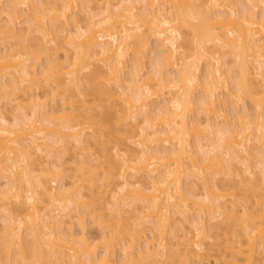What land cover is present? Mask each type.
Masks as SVG:
<instances>
[{
    "label": "bare ground",
    "instance_id": "6f19581e",
    "mask_svg": "<svg viewBox=\"0 0 264 264\" xmlns=\"http://www.w3.org/2000/svg\"><path fill=\"white\" fill-rule=\"evenodd\" d=\"M44 1L0 0V57L13 67L0 75V264H264V0ZM55 38L65 59L50 55ZM195 104L204 120L189 119ZM108 122L113 154L90 153L107 150ZM220 173L243 198L216 186ZM132 206L139 219L123 220Z\"/></svg>",
    "mask_w": 264,
    "mask_h": 264
},
{
    "label": "rangeland",
    "instance_id": "374dc122",
    "mask_svg": "<svg viewBox=\"0 0 264 264\" xmlns=\"http://www.w3.org/2000/svg\"><path fill=\"white\" fill-rule=\"evenodd\" d=\"M82 1V0H81ZM84 1V0H83ZM102 2H104L103 0H101ZM108 1V0H107ZM110 1H113V0H110ZM8 1H6L5 3H4V7H2L3 9L6 7V5L8 4L7 3ZM42 2H45L44 0H42ZM84 2H86V0L84 1ZM141 3V2H140ZM139 4V3H138ZM140 6V7H139ZM138 6V8L140 9L141 7L143 8V6H142V3L140 4ZM100 7H105V5H102V6H100ZM141 8V9H142ZM6 9V8H5ZM102 9V8H101ZM98 10H100V9H98ZM262 10V9H261ZM259 11H260V9H259ZM30 12L31 11H25V14H24V18H26L29 14H30ZM260 12H262V11H260ZM29 16H31V15H29ZM28 16V17H29ZM1 17H5L6 18V14L4 13L3 15H1ZM78 17L80 18V17H85V15H84V12L81 10V11H79L78 12ZM30 18V17H29ZM29 18H27V19H29ZM23 23V22H22ZM21 23V24H22ZM20 24V25H21ZM87 23H85V21L82 23V25H83V27L86 25ZM19 25V24H18ZM17 25V26H18ZM19 25V26H20ZM19 26H18V28H19ZM87 26H85V28H86ZM72 28V27H71ZM64 32H62V33H56L55 35L53 34L52 36H56L57 34L59 35V36H56V37H59V39H61V37H64V36H62V34H63ZM66 34V33H65ZM0 37H1V35H0ZM65 37H66V35H65ZM64 37V38H65ZM58 39V38H57ZM13 40H14V38H13ZM13 40H11V41H13ZM55 40H56V38H55ZM64 40H66V39H64ZM63 40V38H62V41H63V43L64 42H66V41H64ZM1 41V40H0ZM16 40H14V42H15ZM57 41V43L56 42H53V43H55L54 44V46H52V48L53 47H55V49L53 48L52 49V51L50 52L51 54L50 55H52V57L54 58V57H57V59H59L60 58V60L61 59H65V45H66V43L63 45L64 46V48H62V45H61V43L62 42H58L59 40H56ZM69 41V40H68ZM9 42H10V40H9ZM10 43H12V42H10ZM37 42L35 41V40H31L30 42H28V44H27V47H29V46H34V44H36ZM52 43V44H53ZM0 44L2 45V43L0 42ZM51 44V45H52ZM59 44H60V46H59ZM67 44H69V43H67ZM57 45V46H56ZM39 46V45H38ZM67 47H68V45H66ZM70 46V45H69ZM36 47V46H35ZM33 48V47H31V49H35L36 51H37V47L36 48ZM71 47V46H70ZM153 47H154V43H152V45H151V49H148V51H146V56H145V61H144V63H143V69H144V71L143 72H148V71H150V69H151V65H152V63H154L155 61V59H153V55L155 54L154 52H153ZM3 47H1L0 46V52H2L1 51V49H2ZM40 48V47H39ZM51 48V47H50ZM70 49V48H69ZM68 49V50H69ZM41 50V49H40ZM66 51H67V49H66ZM10 54V53H9ZM0 56H1V53H0ZM4 56V55H3ZM44 56V55H43ZM1 58V57H0ZM3 58H1V60H0V75L3 73V72H6L7 70H10L11 68H12V71H13V67H9L8 68V66L7 67H5V61H4V59L2 60ZM127 62H126V69L124 70V73L125 72H128V71H130L129 69H131V64L133 63L132 62V60H131V58L130 57H127ZM229 60H231V59H229ZM63 61V60H62ZM230 62V61H229ZM7 63V62H6ZM8 64V63H7ZM210 64L212 65L213 64V62H209V64H207V63H203V65L201 66V71H200V75H201V77H203V75L204 74H206V72H207V70H208V68H209V66H210ZM130 65V66H129ZM209 65V66H208ZM12 66V65H11ZM230 66L232 67V70H233V73L235 72V71H237L238 70V68L236 67V65L235 64H233V63H230ZM40 68H41V66H40ZM38 69H39V67H38ZM11 71V72H12ZM14 72H15V70H14ZM123 73V74H124ZM232 73V74H233ZM5 74V73H4ZM8 74V75H7ZM7 74H6V76H7V78H8V80H9V78L11 79L12 77H9V75L11 74H9V72L7 71ZM128 74V73H127ZM231 74V75H232ZM3 75V74H2ZM12 75V74H11ZM15 75V74H14ZM83 75V74H82ZM125 75H126V73L123 75V78L125 77ZM233 75H235V74H233ZM229 76V75H228ZM82 77V76H81ZM126 77H127V75H126ZM230 77V76H229ZM232 77V76H231ZM84 78V77H83ZM7 80V79H6ZM7 80V83H10L9 81ZM84 80V79H83ZM86 80V79H85ZM84 82V81H83ZM87 82V81H86ZM85 82V83H86ZM82 83V82H81ZM85 83H83V84H85ZM88 84V83H87ZM27 85V84H26ZM82 86H86V85H82ZM86 88H87V86H86ZM31 90H33V89H31ZM30 90V91H31ZM202 91L201 90V88H199L198 89V94L200 93V91ZM232 90V89H231ZM28 91H29V89H28ZM28 91H26L27 93H28ZM30 91H29V93H30ZM32 92V91H31ZM224 93V92H223ZM197 94V92L195 93V95L197 96L198 95ZM224 97H227V95H223ZM14 97V96H13ZM89 97H92V96H89ZM11 98H12V96H11ZM60 97H58L57 99H59ZM90 99V98H89ZM194 100H196L197 101V98L196 99H194ZM103 101H105V99L103 100ZM93 102L94 101H92L91 100V102L87 105V106H90V105H93ZM97 103L99 104L100 103V101H98L97 100ZM102 104L104 103V102H101ZM105 103H107V102H105ZM196 103V102H195ZM79 104V103H78ZM197 104H198V102H197ZM197 104H195V106H193V111H191L189 114H188V117H189V119L190 120H194V118H198L199 116H200V106H198ZM240 104H245L247 107L246 108H248V111H249V113L250 112H253V110H254V108H253V105L250 103V102H248V101H246V102H240ZM104 105V104H103ZM102 105V106H103ZM49 106V105H48ZM79 106H80V104H79ZM108 106H109V104H108ZM16 107V106H15ZM50 107H51V103H50ZM50 107H48V108H50ZM93 107V106H92ZM92 107H90L91 109H92ZM95 107V106H94ZM106 106L104 105V107L103 108H105ZM109 107H113V106H111V104H110V106ZM96 108V107H95ZM95 108H93L94 110H95ZM108 108V107H107ZM31 109V108H30ZM29 109V110H30ZM92 109V111H94ZM100 109V108H99ZM109 109V108H108ZM107 109V112L109 111ZM26 111H27V109H25ZM28 110V111H29ZM24 111V110H23ZM25 111V112H26ZM27 111V112H28ZM31 111V110H30ZM29 111V112H30ZM96 111V110H95ZM101 111H102V109H101ZM100 111V112H101ZM104 111H106V110H104ZM110 111H111V109H110ZM24 112V113H25ZM99 112V111H98ZM103 112V111H102ZM31 113V112H30ZM94 113H96V112H94ZM98 114V113H97ZM30 115V114H29ZM198 115V116H197ZM225 116L226 115H223L222 116V114L221 115H219V117L217 118H214L215 116H212V120H213V122L214 123H219V124H221L222 125V122L224 121V119H225ZM98 117L99 118H101V119H105L106 120V117L105 116H99L98 115ZM200 117H203V116H200ZM198 118V119H203L204 120V118ZM13 118V119H12ZM196 118V119H197ZM7 119L9 120V122L10 123H12L11 121L12 120H14V117H12L11 116V118H10V116L9 115H7ZM98 119V118H97ZM100 119V120H101ZM230 119L232 120V123L233 124H235V119H233L231 116H230ZM113 123L114 122H111V123H109L108 122V124L107 125H105L104 126V129L102 128L101 129V131L99 132L98 131V133H99V135L101 134V140H103V141H105V140H110V141H108V144H107V146L105 147L107 150H103V146L102 145H91V147H89V149H90V153L91 152H93V153H102V154H113V149H112V147H113V145L114 144H112V142H111V140H113L114 138H115V135L117 136L118 135V133L116 132V128H115V126H113ZM204 125H205V123H204ZM204 125H202L201 126V130H203V132H205V133H203V134H206V129H204ZM224 125V124H223ZM101 127H103V126H101ZM94 129V128H93ZM95 130V129H94ZM98 130V129H97ZM87 132V134L85 133L84 135H85V137H88L89 136V134L90 135H92L90 132H91V130H89V131H86ZM92 132H93V130H92ZM95 132H97V131H95ZM95 132H93V133H95ZM192 132V131H191ZM116 133V134H115ZM196 134V133H195ZM194 134V132H193V134H191L192 136H190V138H191V143H192V145L195 143V141H194V143H193V140H196V137L194 136L195 135ZM89 137H91V136H89ZM92 142H90V144H91ZM195 145V144H194ZM193 145V146H194ZM193 146H191L192 148L191 149H193L194 147ZM104 148V149H105ZM79 151V150H78ZM88 151V150H87ZM87 151H85V152H87ZM71 152H72V150H71ZM71 152H69V153H71ZM75 152H76V150H75ZM81 152H83V151H81ZM80 152V153H81ZM76 153H79V152H76ZM90 153H87L88 155H90ZM71 154H73V153H71ZM87 154L85 153V156H87ZM81 155H82V153H81ZM106 155H104L103 157H105ZM109 156V155H108ZM107 156V157H108ZM72 157V156H71ZM71 157H69V159L71 158ZM65 159V158H64ZM68 158H66V160H67ZM212 164H213V169L214 170H219V163L217 164V162H211ZM211 164V165H212ZM66 165H67V163H66ZM203 165V164H202ZM66 167V166H65ZM73 167V166H72ZM71 171V170H70ZM74 172V171H73ZM72 172V173H73ZM131 172V171H130ZM129 172V173H130ZM117 178H119V176L117 175ZM116 178V179H117ZM118 181L120 180V179H117ZM135 178H132L131 179V181H133V183L135 182ZM69 181H72V180H69ZM68 180H67V182H69ZM114 181H115V179H114ZM186 181V180H185ZM2 181H0V183H1ZM120 183H121V180L119 181ZM215 183H216V186H221L220 188H222L223 190H221L222 192H224V191H227V193L228 194H230V193H233V192H235L236 194L238 193V196H240L241 195V191H242V189L238 186V187H236L235 185H234V182H233V180H231L230 178H227L225 175H223L222 173H220L219 174V176H218V180H216L215 181ZM2 184V183H1ZM0 184V185H1ZM4 184V183H3ZM2 184V185H3ZM61 184V183H60ZM116 184H118L117 182H115V184H114V186H117ZM100 185V184H99ZM147 185V184H146ZM184 185V188L185 187H187V185H186V182L183 184ZM101 187L102 188H105L103 185H101ZM113 186H111V188H112ZM118 187V186H117ZM202 186H200L199 185V187H198V189L196 190V194H197V196H199V198H203L204 196H203V194H204V192H205V194H206V191H204V189L203 188H201ZM255 189H257L258 191H259V189H260V185L258 184V183H255ZM101 188V189H102ZM113 189H116L117 190V188L115 187H113ZM254 189V188H253ZM130 195H129V198H128V201L130 200V201H133L134 200V202L135 201H137V205H139V207H141L142 205H143V201H141V200H138L140 197H137V198H135L136 197V193H135V191L133 190V188H132V191H131V193H129ZM204 194V195H205ZM240 194V195H239ZM137 196H140V195H137ZM203 196V197H202ZM242 196V195H241ZM142 198V197H141ZM140 198V199H141ZM242 198H243V196H242ZM135 199H137V200H135ZM226 200H232V197L231 196H227L226 197ZM239 204V203H238ZM264 204V203H263ZM262 204V205H263ZM240 206V205H239ZM241 207L242 206H240L239 208H238V205H237V208L240 210L241 209ZM253 210V209H252ZM197 212V211H196ZM195 211H193V213H196ZM139 213H140V209L139 210H135L134 209V207L132 206L131 208H130V210H129V212H127L126 214H124V217L122 218L123 220L124 219H126V221H128V222H132V221H135V220H138L139 219ZM90 217V215H87V217H86V225H87V234H88V236H90L91 237V239H99V237H100V233H101V231H99V228L96 226V222L94 221H92V219L91 218H89ZM88 218V219H87ZM174 216L172 217V222L171 223H174L175 221H174ZM206 223H207V227L209 228L210 226H211V224H209L208 222V217H207V219H206ZM2 221H0V224L2 225V223H1ZM71 222H73V224H72V228H73V230H75L74 232H76L77 234L80 232V229H79V227H78V225H77V223H76V220L74 219V218H72V217H68V218H65L64 219V222L62 223V227H66V226H69V224H71ZM212 222V221H211ZM213 223H214V221H213ZM212 223V224H213ZM216 223V222H215ZM210 226H209V225ZM224 227H225V225H224ZM223 227V228H224ZM221 228V231H222V227H220ZM220 228L218 229V230H216L217 232H219L220 233ZM238 228L239 227H236V226H233V230L235 229V230H238ZM210 229V228H209ZM211 232H212V230H211ZM214 232V231H213ZM213 232H212V234H213ZM217 232H214V233H217ZM209 233H210V230H209ZM211 234V233H210ZM212 234H211V236H212ZM25 235V234H24ZM99 235V237H97ZM212 240V239H211ZM211 240H209V241H211ZM205 241V240H204ZM213 242V241H212ZM212 242H210V244L212 243ZM207 243L209 244V242H206V245L203 243V248H207ZM214 248H216V247H214ZM214 250H217V248L216 249H213V252H214ZM117 251V250H116ZM217 252V251H216ZM17 254V253H16ZM15 255V254H14ZM116 261H118V260H120L121 258L120 257H122L121 256V251H120V249L118 248V251L116 252ZM261 257L262 256V253H261V251H258L257 252V257ZM263 257V256H262ZM19 261V263H20V260H18ZM117 263H119V262H117Z\"/></svg>",
    "mask_w": 264,
    "mask_h": 264
}]
</instances>
